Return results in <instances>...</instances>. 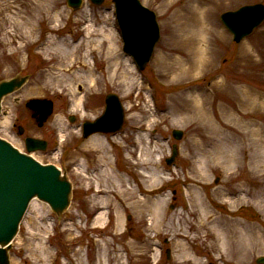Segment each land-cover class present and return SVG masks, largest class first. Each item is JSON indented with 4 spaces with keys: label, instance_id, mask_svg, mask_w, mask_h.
<instances>
[{
    "label": "rangeland",
    "instance_id": "1",
    "mask_svg": "<svg viewBox=\"0 0 264 264\" xmlns=\"http://www.w3.org/2000/svg\"><path fill=\"white\" fill-rule=\"evenodd\" d=\"M140 1L157 14L161 31L142 71L123 50L113 0H84L79 10L67 0H0V82L29 76L2 101L0 137L16 145L26 135L50 141L52 154L35 156L73 185L60 216L31 201L10 264H258L264 256V21L235 42L220 19L264 0ZM111 92L124 105L123 128L83 139L81 123L102 113ZM32 98L53 101L42 126L26 106ZM182 100L189 107L178 113L173 104ZM98 135L117 175L149 201L143 213L97 174ZM174 144L179 154L169 165ZM98 190L107 201L94 208ZM215 217L232 220L230 230L213 224ZM199 219L204 229H194ZM36 245L46 249L42 262Z\"/></svg>",
    "mask_w": 264,
    "mask_h": 264
},
{
    "label": "water",
    "instance_id": "2",
    "mask_svg": "<svg viewBox=\"0 0 264 264\" xmlns=\"http://www.w3.org/2000/svg\"><path fill=\"white\" fill-rule=\"evenodd\" d=\"M91 1L102 4L104 0ZM113 1L124 51L143 70L160 38L157 16L139 0ZM82 3L83 0H68V5L74 10L79 9ZM221 20L232 32L234 40L239 42L264 20V4L245 5L238 10L227 11L221 15ZM15 76L0 82V114L3 98L20 89L28 79V76ZM26 106L34 112L33 117H36L39 126L44 124L53 111V101L49 99L32 98L26 102ZM124 118V107L118 95L110 93L106 98L104 113L95 121L85 122L83 136L88 137L94 132L119 131ZM70 120L73 121L74 118L70 117ZM22 131L21 128L20 132ZM173 135L176 139H181L183 131L175 129ZM27 143H41L39 148L45 146V141L34 138H28ZM177 154L175 145L173 155L167 159V163L171 164ZM71 196V181L54 163L43 164L0 137V264H10L8 250L32 199L47 202L57 216H60L70 206ZM257 261L264 263V257Z\"/></svg>",
    "mask_w": 264,
    "mask_h": 264
},
{
    "label": "bare ground",
    "instance_id": "3",
    "mask_svg": "<svg viewBox=\"0 0 264 264\" xmlns=\"http://www.w3.org/2000/svg\"><path fill=\"white\" fill-rule=\"evenodd\" d=\"M203 44H198L199 48H196L199 51L198 57L194 56V58L198 61L196 64L198 66L199 63L202 62L201 59V53L200 51H202L203 49L201 48ZM114 49V48H112ZM201 49V50H200ZM114 63L116 66L119 67V65H122L121 63V56H118V52L114 51ZM117 75L119 77H123V75H125V73H117ZM195 99H199V98H195ZM194 100V99H193ZM189 106H187V104L182 100L180 103H175L173 104V110L178 112V113H185V109ZM194 112L196 113H201V108L199 106H194L191 107ZM199 111V112H198ZM2 123L6 126V124L8 123L7 118H4L2 120ZM94 139V138H93ZM141 138L139 137V142H141ZM92 145L94 146V148H92V150L95 152L96 155V164L94 165L97 168V174L102 177L105 181L110 182V180L115 181V183L118 185L117 192H118V197H120L122 203L129 205L130 207H133L137 210H139V212L143 213L145 211V209L148 206L149 201L147 200V198H139L136 194V190L131 186V184L129 183V180L120 176L119 174L117 175V173L115 172V170L112 167V163L110 161V151L109 149L106 147V145H104L103 143V139L102 136L98 135L96 136V138L94 140H92ZM217 145V144H216ZM217 150L220 149V147H216ZM146 151H148V148H145ZM94 167V168H95ZM100 190H98L93 196H92V206L94 208H98L99 204L104 203L105 201H107L106 194H100ZM107 194H109L107 192ZM98 196L100 197V199L98 200ZM103 197V198H101ZM190 204L191 206H193L192 201L190 199ZM102 220L104 222V212H100L99 216L97 217V221L102 223ZM213 224H218L217 226L222 227L223 231L226 230H230V226L232 225V220L228 219H224L222 217H215L212 219L211 221ZM204 222L203 220H198V222L195 224L196 228L194 229H204ZM223 231H219L220 233H228V232H223ZM233 231V230H232ZM231 232V231H229ZM223 239V237H221ZM22 240V239H21ZM20 240V241H21ZM13 242V241H12ZM11 242V245H12ZM43 253H46V249L44 248V246H39L36 245V252L35 255L38 257L37 260H39L40 258V262L43 261V259L40 256L43 255Z\"/></svg>",
    "mask_w": 264,
    "mask_h": 264
},
{
    "label": "flooded vegetation",
    "instance_id": "4",
    "mask_svg": "<svg viewBox=\"0 0 264 264\" xmlns=\"http://www.w3.org/2000/svg\"><path fill=\"white\" fill-rule=\"evenodd\" d=\"M83 107V110H87L86 106H82ZM96 118V117H95ZM28 136H32V137H36V138H40V139H43V140H46L44 139L43 137H38V136H34V135H26L24 137H21L20 140L18 141V144L16 146H18L21 150L25 151V152H28L29 154H42L43 156H46V155H49L50 153L52 154V150L53 148L51 147L50 145V141L46 140V148L43 149V150H39V149H32V150H29L33 147H38V144H32V145H28L27 142H26V138Z\"/></svg>",
    "mask_w": 264,
    "mask_h": 264
}]
</instances>
